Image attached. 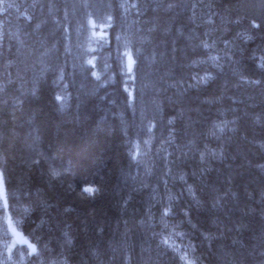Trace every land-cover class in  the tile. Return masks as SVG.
Wrapping results in <instances>:
<instances>
[{
    "label": "trees",
    "instance_id": "16d2710c",
    "mask_svg": "<svg viewBox=\"0 0 264 264\" xmlns=\"http://www.w3.org/2000/svg\"><path fill=\"white\" fill-rule=\"evenodd\" d=\"M0 9V215L27 241L19 264H264V0Z\"/></svg>",
    "mask_w": 264,
    "mask_h": 264
},
{
    "label": "bare ground",
    "instance_id": "6f19581e",
    "mask_svg": "<svg viewBox=\"0 0 264 264\" xmlns=\"http://www.w3.org/2000/svg\"><path fill=\"white\" fill-rule=\"evenodd\" d=\"M86 5H87V4H86ZM88 6H89V5H88ZM1 7H3L2 3H1ZM89 7H90V6H89ZM38 8H39V7H38ZM0 10H1V9H0ZM2 11H3V10H2ZM2 11H0V13H1ZM34 11H35V10H34ZM30 15H31V14H30ZM28 16H29V15H28ZM29 17H30V16H29ZM30 18H31V17H30ZM110 18H111V17H110ZM111 19H112V18H111ZM92 22H94V21H92ZM68 23H69V22H68ZM94 23H95V22H94ZM104 24L106 25V23H103L102 25H104ZM69 25H71V23H70ZM107 25H109V24H107ZM70 27H72V26H70ZM95 28H96V27H95ZM95 28H94V29H95ZM105 29H106V28H105ZM96 30H97V28H96ZM101 30H103V29H101ZM67 34H68V33H67ZM70 34H71V33H70ZM70 34H68L69 37L71 36ZM68 35H67V36H68ZM75 35H76V34H75ZM77 36L79 37V35H77ZM77 36H75V37H77ZM69 37H68V38H69ZM72 37H73V36H72ZM83 37H85V36H83ZM80 38H82V37L80 36ZM80 38H79V39H80ZM71 39H72V38H71ZM54 40H56V39H54ZM64 40H65V39H64ZM69 40H70V39H69ZM72 40H73V39H72ZM75 40H76V38H75ZM82 40H83V39H82ZM73 41H74V40H73ZM77 41H78V38H77ZM56 42H57V41H56ZM66 42H67V41H66ZM79 42H80V41H79ZM54 43H55V41H54ZM74 43H75V41H74ZM76 43H77V42H76ZM76 43H75V44H76ZM84 43H85V41H84ZM58 44H59V46H60V45H62L63 43H62V44L58 43ZM79 45H80V44H79ZM82 45H83V44H82ZM85 45H86V43H85ZM85 45H83V46H85ZM63 46H64V45H63ZM66 46H67V45H66ZM71 46H72V45H71ZM86 46H87V45H86ZM76 47H77V46H76ZM55 48H56V45H55ZM60 48L62 49V47H60ZM60 48H58V49H60ZM64 48H65V47H64ZM64 48H63V50L65 51ZM67 48H68V46H67ZM73 48H74V47H73ZM80 48L82 49L83 47H80ZM70 49H71V48H70ZM72 50H73V49H72ZM76 50H78V49H76ZM79 50H80V49H79ZM57 51H58V50H57ZM59 52H60V51H59ZM62 52H63V51H62ZM81 53H82V52H81ZM82 54H83V53H82ZM79 55H80V52H79ZM64 56H65V55H64ZM68 56H71V55H68ZM68 56H67V57H68ZM73 57H75V56H73ZM77 57H78V56H77ZM83 57H84V56H83ZM112 57H113V56H112ZM61 58H62V57H61ZM64 58H65V57H64ZM78 58H79V57H78ZM62 59H63V58H62ZM66 59H67V58H66ZM111 59H113V58H111ZM64 60H65V59H64ZM69 60H70V58H69ZM79 60H81V57H80ZM108 60H109V59H108ZM208 60H209V59H208ZM208 60H206V61H208ZM70 61H71V60H70ZM115 61H116V60H115ZM79 62H80V61H79ZM81 62H82V61H81ZM107 62H108V61H107ZM113 62H114V60H113ZM203 62H204V60H203ZM224 62H225V61H224ZM65 63H66V62H65ZM71 63H72V62H71ZM111 63H112V61H111ZM214 63H215V62H214ZM67 64H70V63L68 62ZM72 64H74V63H72ZM76 64H78V63H76ZM76 64H75V65H76ZM81 64H82V63H81ZM263 64H264V63H263ZM67 66H68V65H67ZM77 66H78V65H77ZM84 66H85V65H84ZM203 66H204V63H203ZM221 66H222V65H221ZM69 68H70V67H69ZM79 68H80V67H79ZM81 68H82V67H81ZM81 68H80V69H81ZM209 68H210V67H209ZM211 68H212V67H211ZM211 68H210V69H211ZM220 68H221V67H220ZM257 68H258V67H257ZM259 68H260V67H259ZM210 69H209V70H210ZM261 69H262V68H261ZM216 70H217V69H216ZM79 71H80V70H79ZM132 71H133V70H132ZM211 71H212V70H210V72H211ZM214 71H215V70H214ZM263 71H264V69H263ZM85 72H86V71H85ZM108 72H109V71H108ZM111 72H112V71H111ZM128 72H129V71H128ZM85 74H86V73H85ZM89 74H90V73H89ZM107 74L109 75L110 72L107 73ZM111 74H112V73H111ZM114 74L116 75V73H114ZM128 74H129V73H128ZM140 74H141V73H140ZM203 74H204V73H203ZM205 74H206V73H205ZM209 74H211V73H209ZM212 74H213V73H212ZM90 75H91V74H90ZM108 75H107V76H108ZM130 75H132V74H130ZM133 75H134V74H133ZM105 76H106V75H105ZM113 76H114V75L112 74V78H114ZM115 77H116V76H115ZM122 77H124V76H122ZM128 77H130V76L128 75ZM133 77L135 78V76H133ZM133 77H132V78H133ZM136 77H137V75H136ZM203 77H204V76H203ZM210 77H211V76H210ZM210 77H209V78H210ZM103 78H104V77H103ZM103 78H102V79H103ZM107 78H108V77H107ZM110 78H111V76H110ZM146 78H147V77H146ZM45 79H46V78H45ZM207 79H208V78H207ZM48 80H49V79H48ZM48 80H46V81H48ZM105 80L107 81V79H105ZM110 80H111V79H110ZM115 80H116V79H115ZM145 80H146V79H145ZM203 80H204V79H203ZM210 80H211V79H210ZM44 81H45V80H44ZM46 81H45V83H46ZM55 81H56V80H55ZM111 81L113 82L114 80H111ZM131 81H133V80H131ZM51 82H52V81H51ZM57 82H58V81H57ZM57 82H56V83H57ZM117 82H118V81H117ZM127 82H128V81H127ZM200 82H201V80H200ZM209 82H210V81H209ZM49 83H50V82H49ZM54 83H55V82H54ZM114 83H116V81H115ZM206 83H208V82H206ZM46 84H47V83H46ZM50 84H52V83H50ZM57 84H58V83H57ZM103 84H104V83H103ZM121 84H122V83H121ZM126 84H127V83H126ZM132 84H133V82H132ZM117 85H118V83H117ZM112 86H114V85L112 84ZM124 86H126V85H124ZM139 86H141V85H138V86H136V87H139ZM129 87H130V86H129ZM129 87H128V84H127V88H129ZM131 87H132V86H131ZM145 87H146V86H145ZM112 88H113V90H114V87H112ZM115 88H116V87H115ZM117 88H118V87H117ZM141 88H143V87H141ZM144 89H145V88H144ZM144 89H143V90H144ZM147 89H148V87H147ZM117 90H118V89H117ZM117 90H116V91H117ZM141 90H142V89H140V91H141ZM52 91H53V92H52V94H53V93H54V90H52ZM55 91L57 92V89H56ZM116 91H114V92H116ZM138 91H139V89H138ZM144 91H145V90H144ZM59 92H60V91H58V93H59ZM61 93H62V92H60V94H61ZM142 93H143V92H142ZM141 95H142V94H141ZM144 95H145V94H144ZM144 95H143V97H144ZM146 95H147V94H146ZM61 96H62V94L60 95V97H61ZM63 96H64V94H63ZM58 97H59V95H58ZM60 97H59L58 99H60ZM146 97H147V96H146ZM146 97H145V98H146ZM55 98H57V96H56ZM53 99H54V98H53ZM64 99H66V98L64 97ZM64 99H63V100H64ZM67 100L69 101V99H67ZM70 100H71V99H70ZM57 101H58V100H57ZM65 101H66V100H65ZM72 101H73V100H72ZM72 101H71V102H72ZM61 102H62V101H61ZM61 102H59V103H61ZM72 103H73V102H72ZM51 104H52V103H51ZM56 104H58V102H56ZM61 104H62V103H61ZM52 105H53V104H52ZM68 105H69V104H68ZM62 106H63V105H62ZM69 106H71V104H70ZM53 107H54V106H53ZM57 107L59 108V106H57ZM60 107H61V106H60ZM65 107H66V106H65ZM69 108H70V107H69ZM59 109H60V108H59ZM62 109H63V108H62ZM60 110H61V109H60ZM66 110H67V109H66ZM62 111H63V110H62ZM64 111H65V109H64ZM105 119H107V118H105ZM221 119H222V118H221ZM221 119H220V120H221ZM222 120H223V119H222ZM145 121L147 122V119H146ZM212 121H213V120H212ZM214 122H215V120H214ZM214 122H213V123H214ZM216 122H218V121L216 120ZM147 123H150V121L147 122ZM166 124H167V123H166ZM220 124H221V123H220ZM224 124H225V123H224ZM147 125H148V124H147ZM150 125H151V124H150ZM226 125H227V124H226ZM226 125H224V126H226ZM141 126H142V125H141ZM215 126H216V124H215ZM217 126H218V125H217ZM221 126H222V125H221ZM143 127H145V126H143ZM149 127H150V126H149ZM151 127H152V126H151ZM218 127H219V126H218ZM145 128H146V127H145ZM152 128H153V127H152ZM163 128H164V127H163ZM138 129H139V128H138ZM148 129H149V128H148ZM154 129H156V128H154ZM158 129H159V128H158ZM164 129H165V128H164ZM166 129H167V128H166ZM159 130H162V132L165 131V130H163L162 128L159 129ZM214 130H215V129H214ZM220 130H222V129H220ZM141 131H142V130H141ZM151 131H154V130L152 129ZM212 131H213V130H212ZM217 131H218V129H217ZM162 132H161V133H162ZM213 132H214V131H213ZM215 132H216V131H215ZM137 133H138V132H135L134 134H137ZM142 133H143V132H142ZM151 133H152V132H151ZM158 133H159V132H158ZM163 133H164V132H163ZM210 133H211V132H210ZM140 134H141V133H140ZM140 134H139V135H140ZM153 134L156 135L155 132H154ZM216 134L218 135V133H216ZM220 134H221V133H220ZM220 134H219V135H220ZM223 134H224V133H223ZM127 135H128V134H127ZM129 135H130V134H129ZM129 135H128V136H129ZM141 135H142V134H141ZM141 135H140V136H141ZM143 135H144V134H143ZM147 135H148V134H147ZM151 135H152V134H151ZM154 135H152V136L155 138ZM159 135H160V134H159ZM159 135H158V136H159ZM210 135H211V134H210ZM213 135H214V133H213ZM135 136H136V135H135ZM211 136H212V135H211ZM130 137H131V136H130ZM133 137H134V136L132 135V139H133ZM144 137H145V135H144ZM144 137H143V138H144ZM146 137H147V136H146ZM153 137H152V138H153ZM163 137H164V134H163ZM213 137H215V136H213ZM125 138H126V137H125ZM159 138H161V137H159ZM159 138H158V139H159ZM215 138H216V137H215ZM127 139H128V138H127ZM135 139H136V137H135ZM149 139H150V138H149ZM155 139H156V138H155ZM162 139H163V138H162ZM130 140H131V139H130ZM137 140H139V138H137ZM153 140H154V139H153ZM156 140H157V139H156ZM164 140H165V139H164ZM164 140H163V142H164ZM127 141H129V140H127ZM133 141H134V140H133ZM147 141H148V140H147ZM158 141L162 142L161 139L158 140ZM158 141H157V142H158ZM137 142H138V141H137ZM143 143H144V142H143ZM149 143H150V142H149ZM153 143H154V142H153ZM130 144H131V142H130ZM151 144H152V143H151ZM156 145H157V144H155V146H156ZM141 146H142V145H141ZM153 146H154V145H153ZM158 146H159V145H158ZM126 147H127V146H126ZM126 147H125V149H124L125 152H126ZM131 147H132V146H131ZM131 147H129L128 149H130ZM136 147H137V146H136ZM149 148H150V146H149ZM152 148H153V147H152ZM159 148H160V146H159ZM161 148H162V147H161ZM128 149H127V151H129ZM150 149H151V148H150ZM150 149H149V150H150ZM155 149H156V148H155ZM140 150H141V149H140ZM145 150H146V149H145ZM130 151H132V150H130ZM130 151H129V152H130ZM138 151H139V150H138ZM159 151H160V152H161V151L163 152L164 150L162 149V150H159ZM159 151H158V152H159ZM148 152H149V151H148ZM166 152H167V151H166ZM128 154H130V153H128ZM151 154H152V153H151ZM158 154L160 155V154H162V153H158ZM164 154H165V153H164ZM125 155H127V153H126ZM145 155H146V154H145ZM140 156L142 157V155H140ZM154 156H157V155H154ZM161 156H163V155H161ZM130 157H131V156H130ZM136 157H137V156H136ZM141 157H140V158H141ZM157 157H158V156H157ZM140 158H139V159H140ZM152 158H153V157H152ZM158 158H159V157H158ZM158 158H156V160H157ZM167 158H168V157H167ZM130 159H131V158H130ZM127 160H128V159H127ZM127 160H126V161H127ZM160 160H161V159H160ZM162 160H163V157H162ZM132 161H133V160H132ZM157 161H158V160H157ZM133 162H135V161H133ZM131 163H132V162H131ZM162 163H163V162H162ZM156 164H159V166L161 165V164L159 163V161H158V163H156ZM163 164L165 165V163H163ZM166 164H167V163H166ZM153 165H154V164H153ZM130 166H131V165H130ZM131 167H132V166H131ZM140 167H141V166H140ZM161 167H162V165H161ZM127 168H128V166H127ZM144 168H145V167H144ZM147 168H148V167H147ZM149 168H150V167H149ZM162 168H164V167H162ZM165 168H166V167H165ZM156 169H157V168H156ZM129 170H130V169H128V171H129ZM151 171H152V170H151ZM0 172H1V171H0ZM137 172H138V171H137ZM153 172H154V171H153ZM163 172H164V171H163ZM142 174H143V173H142ZM148 174H149V173H148ZM160 174H161V172H160ZM135 176H136V175H135ZM135 176H134V178H135ZM163 178H164V177H163ZM0 179H1V178H0ZM138 179H139V178H138ZM141 179H142V178H141ZM147 179H149V178H147ZM157 179H158V178H157ZM160 179H161V177H160ZM168 179H170V178H168ZM130 180H131V179H130ZM136 180H137V179H136ZM144 180H145V179H144ZM144 180H143V181H144ZM139 181H140V179H139ZM161 182H162V181H161ZM165 182H166V181H165ZM172 182H173V180H172ZM91 183H92V182H91ZM130 183H131V182H130ZM133 183H134V182H132L131 185H133ZM141 183H142V181L140 182V184H141ZM148 183H149V180H148ZM151 183H152V182H151ZM162 183H164V182H162ZM162 183H161V184H162ZM3 184H4V183H3ZM88 184H89V182H88ZM92 184H93V183H92ZM158 184H159V182H158ZM167 184H168V183H167ZM90 185H91V184H90ZM137 185H139V184L137 183ZM144 185H147V184H144ZM153 185H154V184H153ZM169 185H170V183H169ZM171 185H173V184H171ZM84 186L86 187V185H84V184L81 185V187H84ZM94 186H95V185H94ZM133 186H134V185H133ZM166 186H168V185H166ZM142 187H143V186H142ZM161 187H162V186H161ZM164 187H165V185H164ZM95 188H96V187H95ZM95 188H94V189H95ZM97 188H98V187H97ZM97 188H96V189H97ZM136 188H137V187H136ZM2 189H3V188H2V185H0V194L2 193ZM81 189H83V188H81ZM84 189H85V188H84ZM84 189H83V190H84ZM140 189H141V188H139L137 191H139ZM154 189H155V188H154ZM147 190H148V186H147ZM147 190H146V191H147ZM141 191H143V190H141ZM160 191H161V189H160ZM165 191H166V189H165ZM82 192H83V191H82ZM139 192H140V191H139ZM151 192H152V191H151ZM84 193H85V192H84ZM97 193H98V190H97ZM141 193H142V192H141ZM144 193H145V192H144ZM158 193H159V192H158ZM92 194H94V193H92ZM95 194H96V191H95ZM142 194H143V193H142ZM152 194H153V193H152ZM96 195H97V194H96ZM156 195H157V194H156ZM164 195H166V194H164ZM87 196H88V195H87ZM91 196H92V195H91ZM93 196H95V195H93ZM161 196H162V194H161ZM159 197H160V196H159ZM132 198H133V197H132ZM165 198H167V197H165ZM128 199H129V198H128ZM128 199H127V200H128ZM149 199L151 200V198H149ZM154 199H155V198H154ZM154 199H153V200H154ZM160 199H162V198L160 197ZM167 199H168V198H167ZM130 200H131V199H130ZM163 200H164V199H163ZM168 200H169V199H168ZM125 201H126V200H125ZM154 201H155V200H154ZM257 201H259V200H257ZM155 202H156V201H155ZM162 203H163V201H161V204H162ZM156 205H157V204H156ZM156 205H155V206H156ZM157 206H158L157 208L159 209V206H161V205H157ZM162 206H164V204H163ZM167 206H168V205H167ZM167 206H166V207H167ZM151 209H152V207H151ZM155 209H156V208H155ZM152 210H153V209H152ZM165 210H166V209H165ZM120 212H121V211H120ZM30 221H31V220H30ZM18 223H19V222H18ZM28 223H29V221H28ZM263 223H264V222H263ZM195 226H196V225H195ZM171 229H172V228H171ZM175 229H176V228H175ZM29 230H30V228H29ZM33 230H34V228H33ZM33 230H32V231H33ZM172 231H173V230H172ZM170 232H171V231H170ZM176 232H178V230H177ZM171 233H172V232H171ZM171 233H169V234H170L169 236L172 235ZM33 234H34V231H33ZM174 235H175V234H174ZM174 235H173V236H174ZM181 235H182V234H181ZM163 236H165V234H164ZM166 236H167V235H166ZM173 236H172V237H173ZM175 236H176V235H175ZM2 237H3V236H2ZM7 237H8V236H7ZM183 237H184V236H183ZM198 237H199V236H198ZM4 238H5V237H4ZM173 238H174V237H173ZM175 238H177V237H175ZM28 239H29V238H28ZM161 239H162V238H161ZM165 239H166V238H165ZM7 240H8V239H7ZM14 240H15V239H14ZM162 240H163V239H162ZM168 240H169V239H168ZM170 240H171V239H170ZM177 240H178V238H177ZM163 241H164V240H163ZM173 241H174V240H173ZM28 242H29V241H28ZM166 242H167V241H166ZM170 242H171V241H169V243H170ZM176 242H177V241H176ZM179 242H180V241H179ZM180 243H181V242H180ZM186 243H187V242H186ZM4 244H5V243H4ZM165 244H166V243H165ZM165 244H164V245H165ZM178 244H179V243H178ZM187 244H189V243H187ZM179 245H181V244H179ZM184 245H185V244H184ZM189 245H190V244H189ZM144 246H145V245H144ZM166 246H167V244H166ZM171 246H172V245H171ZM174 246H175V245H174ZM130 247H131V246H130ZM130 247H129V248H130ZM141 247H142V245H140V248H141ZM180 247H181V246H180ZM188 247H189V246H188ZM135 248H137V247H135ZM140 248H139V249H140ZM143 248L146 249L147 247H146V248L143 247ZM122 249H123V248H122ZM132 249H133V248H132ZM182 249H183V248H182ZM184 249H185V248H184ZM140 250H141V249H140ZM152 250H153V249H152ZM186 250H187V249H186ZM0 251H1V250H0ZM13 251H14V250H13ZM26 251H27V250H26ZM130 251H132V250H130ZM136 251H138V250H136ZM148 251H149V250H148ZM170 251H171V250H170ZM183 251H185V250H183ZM18 252H19V251H18ZM24 252H25V251H24ZM124 252H125V251H124ZM142 252H144L143 249H142ZM172 252H173V251H172ZM175 252H177V251H175ZM179 252H180V251H179ZM127 253H128V250H127ZM145 253H146V251H145ZM123 254H124V253H123ZM148 254H149V253H148ZM180 254H181V257H180V258H182V255H183V254H182V253H180ZM0 255H1V253H0ZM2 255H3V254H2ZM20 255H21V254H20ZM22 255H23V254H22ZM144 255H145V254H144ZM126 256H127V255H126ZM133 256H134V255H133ZM179 256H180V255H179ZM187 256H188V255H186V256L183 255L184 258H186ZM19 257H20V256H19ZM130 257H131V256H130ZM141 257H142V254H141ZM22 258H23V256H22ZM1 259H2V258H1ZM23 259H24V258H23ZM129 259H131V258H129ZM21 260H22V259H21ZM182 260H183V259H182ZM22 261H23V260H22ZM131 261H132V260H130V263H131ZM168 261H169V260H168ZM186 261H187V260H186ZM6 262H7V261H6ZM188 262H189V261H188ZM132 263H133V262H132ZM191 263H192V262H191ZM18 264H19V263H18ZM23 264H24V263H23ZM137 264H138V263H137ZM184 264H185V263H184Z\"/></svg>",
    "mask_w": 264,
    "mask_h": 264
},
{
    "label": "rangeland",
    "instance_id": "374dc122",
    "mask_svg": "<svg viewBox=\"0 0 264 264\" xmlns=\"http://www.w3.org/2000/svg\"><path fill=\"white\" fill-rule=\"evenodd\" d=\"M96 32L100 35L103 34L101 27ZM0 201L4 202L3 194H0ZM0 217L4 219V221L2 219L3 222L0 221V264H18V260L22 257L23 248L28 244L22 242L25 241V238L17 231L15 224L11 220H8L4 215H0Z\"/></svg>",
    "mask_w": 264,
    "mask_h": 264
},
{
    "label": "snow or ice",
    "instance_id": "6c2138e0",
    "mask_svg": "<svg viewBox=\"0 0 264 264\" xmlns=\"http://www.w3.org/2000/svg\"><path fill=\"white\" fill-rule=\"evenodd\" d=\"M254 27H258V25H254ZM132 63L133 61L131 60V57H129V66H128V70L131 71L132 70ZM85 192L92 194L94 191H96V189L92 188V187H87L84 189ZM23 243H27V241H22ZM29 247L31 248V252L32 253H36L37 252V248L34 245H29ZM183 259V258H182ZM190 264V262H189Z\"/></svg>",
    "mask_w": 264,
    "mask_h": 264
}]
</instances>
